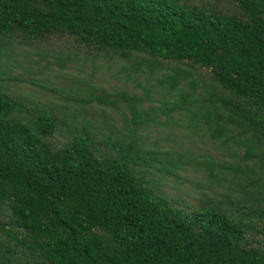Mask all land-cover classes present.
<instances>
[{
    "label": "trees",
    "instance_id": "trees-1",
    "mask_svg": "<svg viewBox=\"0 0 264 264\" xmlns=\"http://www.w3.org/2000/svg\"><path fill=\"white\" fill-rule=\"evenodd\" d=\"M95 69H161V112L229 157L197 204L154 179L187 163L147 146L156 108ZM0 264H264V0H0Z\"/></svg>",
    "mask_w": 264,
    "mask_h": 264
},
{
    "label": "rangeland",
    "instance_id": "rangeland-1",
    "mask_svg": "<svg viewBox=\"0 0 264 264\" xmlns=\"http://www.w3.org/2000/svg\"><path fill=\"white\" fill-rule=\"evenodd\" d=\"M77 73H79L77 69L72 68L70 71L59 73L56 78L53 76L54 73H52L50 79L56 87H64V90L68 88H77L80 86L78 82L79 75ZM91 73V81L95 86L103 87L108 90L117 88L128 89L148 99L145 103V107L153 106L154 109L156 108L158 124L153 123L148 127V136H146L147 146L155 150H169L176 155V159H181V161L187 163L178 168L180 178H175L172 175H166L157 171L154 179L158 180L164 191L173 197L188 201L192 205L197 204L198 201L196 197L191 196L189 193L198 195L199 188L196 186V182L204 185L207 184L205 174L201 167L198 166V163L206 162L205 160L208 157L212 158L215 162L220 161L219 159L226 158L229 161V157L225 156V152L222 151L221 147L217 146L207 134L189 125L184 115L179 116L172 113L167 117L161 112L159 109L160 106H164V102L172 101L173 98V96L167 92L165 86L160 83L159 77L163 76L164 71L161 69L157 70L155 74L151 76L147 73L132 74L128 79L125 75L126 72L118 71V69H112L111 71L95 69ZM87 79H89L88 75ZM17 90L24 95H32L43 99H48L50 97L56 99V97H60L58 94L44 92L42 90L35 89L30 92L28 84L25 83L20 84ZM74 93L75 92L72 90V94ZM116 118L118 119V126L121 127L122 120L120 119V114H117ZM167 118L170 120H167ZM171 120H175V123H172ZM156 146L158 148H155Z\"/></svg>",
    "mask_w": 264,
    "mask_h": 264
}]
</instances>
